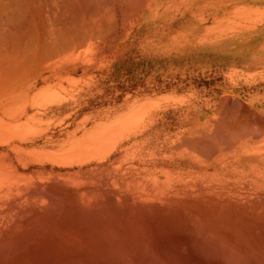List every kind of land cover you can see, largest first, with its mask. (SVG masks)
Segmentation results:
<instances>
[{"label":"bare ground","instance_id":"1","mask_svg":"<svg viewBox=\"0 0 264 264\" xmlns=\"http://www.w3.org/2000/svg\"><path fill=\"white\" fill-rule=\"evenodd\" d=\"M187 14L163 55L264 59V0H0V264H264V115L155 86L87 113L120 38Z\"/></svg>","mask_w":264,"mask_h":264},{"label":"rangeland","instance_id":"2","mask_svg":"<svg viewBox=\"0 0 264 264\" xmlns=\"http://www.w3.org/2000/svg\"><path fill=\"white\" fill-rule=\"evenodd\" d=\"M190 20L187 14L182 19L173 17L155 23L140 22L120 38L111 49L110 54L114 55V59L111 66L106 67V77L99 84V90L112 98L104 102L92 101L87 113L93 114L102 108L122 104L128 95L155 86L164 95L195 101L197 108L208 115H213L214 109L227 97L235 102V106L245 103L264 115L261 110L264 107L260 105L264 104V59L248 68H235L227 65L229 62L226 60H221L222 57L206 59L185 55L184 60L180 61L176 54L169 56L161 53L159 45L162 40ZM116 91L121 92V96L115 100L113 94ZM177 114L169 116L167 120L172 127L181 125L185 129L186 125L177 121ZM148 165L151 168L146 175L152 176L155 163L149 162Z\"/></svg>","mask_w":264,"mask_h":264}]
</instances>
